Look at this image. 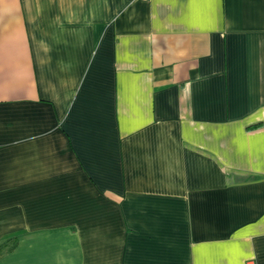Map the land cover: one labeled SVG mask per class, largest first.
Masks as SVG:
<instances>
[{"label": "crops", "instance_id": "obj_1", "mask_svg": "<svg viewBox=\"0 0 264 264\" xmlns=\"http://www.w3.org/2000/svg\"><path fill=\"white\" fill-rule=\"evenodd\" d=\"M264 264V0H0V264Z\"/></svg>", "mask_w": 264, "mask_h": 264}, {"label": "built area", "instance_id": "obj_2", "mask_svg": "<svg viewBox=\"0 0 264 264\" xmlns=\"http://www.w3.org/2000/svg\"><path fill=\"white\" fill-rule=\"evenodd\" d=\"M144 1H149V0H144ZM248 264H256L254 261H249Z\"/></svg>", "mask_w": 264, "mask_h": 264}]
</instances>
